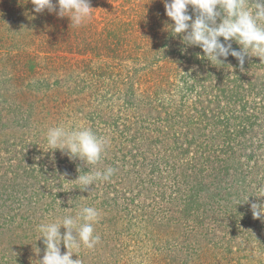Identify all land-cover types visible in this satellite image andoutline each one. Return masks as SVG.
Returning a JSON list of instances; mask_svg holds the SVG:
<instances>
[{
    "label": "rangeland",
    "instance_id": "obj_1",
    "mask_svg": "<svg viewBox=\"0 0 264 264\" xmlns=\"http://www.w3.org/2000/svg\"><path fill=\"white\" fill-rule=\"evenodd\" d=\"M90 4L74 27L0 0V264H34L37 225L86 206L100 241L70 249L81 264H264V60L212 65L162 0ZM68 123L109 139L100 163L49 150ZM78 167L116 171L83 189Z\"/></svg>",
    "mask_w": 264,
    "mask_h": 264
},
{
    "label": "clouds",
    "instance_id": "obj_2",
    "mask_svg": "<svg viewBox=\"0 0 264 264\" xmlns=\"http://www.w3.org/2000/svg\"><path fill=\"white\" fill-rule=\"evenodd\" d=\"M34 11L56 12L59 17H69L74 27L85 24L91 17L90 0H31ZM167 17L173 21L170 30L181 35L188 46H198L203 57L212 65L220 66L229 55L236 58L241 68L246 56H256L264 60V0H162ZM58 7V11H57ZM169 28V27H168ZM222 38V39H221ZM237 43L239 50L233 48ZM182 51H184L182 49ZM200 57V53H197ZM49 150L59 149L70 160L79 159L87 165L101 162L109 145L107 137L98 136L90 127L82 123L58 124L49 127L46 133ZM79 171V167L77 169ZM116 169L79 174L76 181L86 189L96 182L110 181ZM254 218L264 217V204H251ZM100 220L99 211L90 206L80 209L75 217L66 215L60 222L40 223L37 240L43 238L46 246L38 264H81L72 259L81 243L94 249L100 236L94 234V225ZM64 227L63 235L60 232ZM61 241L67 251L61 254ZM40 250L38 249V252ZM34 264H36V262Z\"/></svg>",
    "mask_w": 264,
    "mask_h": 264
}]
</instances>
